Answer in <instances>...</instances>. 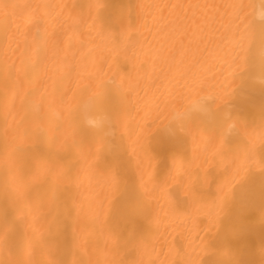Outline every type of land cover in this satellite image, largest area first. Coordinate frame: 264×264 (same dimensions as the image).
Here are the masks:
<instances>
[{"label":"bare ground","instance_id":"obj_1","mask_svg":"<svg viewBox=\"0 0 264 264\" xmlns=\"http://www.w3.org/2000/svg\"><path fill=\"white\" fill-rule=\"evenodd\" d=\"M0 264H264V0H0Z\"/></svg>","mask_w":264,"mask_h":264}]
</instances>
